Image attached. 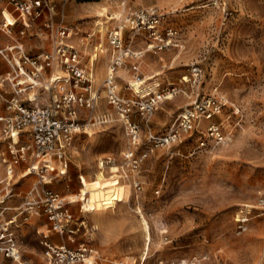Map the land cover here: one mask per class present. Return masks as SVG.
Masks as SVG:
<instances>
[{
    "label": "rangeland",
    "instance_id": "374dc122",
    "mask_svg": "<svg viewBox=\"0 0 264 264\" xmlns=\"http://www.w3.org/2000/svg\"><path fill=\"white\" fill-rule=\"evenodd\" d=\"M49 1L54 8L44 10L46 20L73 27V42L82 50L84 64L90 66L94 54L90 57L95 60L94 83L102 98L93 110H82L83 120L91 118L90 132L78 134L74 146L67 149L66 174L49 184L39 182L40 176L32 173L31 153L14 167L10 179L14 203L22 204L35 186L49 187L72 202L74 227L85 222L75 240L67 239L66 244L77 249L86 243L92 250L88 261L95 264H264V206L259 204L264 194V0ZM151 6L163 13L162 33L172 28L177 35L171 45L149 48L147 31L134 36L126 27V44L133 40L132 47L144 54L126 58L117 70L118 88L125 97L138 98L137 92L145 91L140 94L143 100L160 98L150 113L143 115L140 106L132 112L141 142L149 131L166 132L198 92L224 104L214 119H203L201 126L207 133L210 124H218L226 141L217 143L205 135L200 139L206 144L201 146L200 132H185L179 142L155 147L138 168L131 169L124 155L134 147L128 124L122 112L108 103L103 85L111 61L107 31L121 26L129 11ZM7 8L11 5L6 3L4 14L15 21ZM4 14L0 10V36L5 38L0 47L17 41L22 28L19 22L7 33ZM92 32L93 44L87 37ZM23 39L31 55L55 48L44 32L26 31ZM98 43L99 53H92ZM193 64L203 69L195 86L187 81ZM45 100L50 102L44 96L37 106ZM29 140V136L24 139ZM50 163L62 168L58 158ZM0 167L4 176L5 165ZM242 215L250 219L248 230L239 233L237 221ZM40 229L48 232L47 225ZM49 234L48 241L58 235ZM19 237L21 253L38 249L41 264H53L43 234L27 245L25 235ZM5 264L18 263L7 259Z\"/></svg>",
    "mask_w": 264,
    "mask_h": 264
},
{
    "label": "built area",
    "instance_id": "2783aa9c",
    "mask_svg": "<svg viewBox=\"0 0 264 264\" xmlns=\"http://www.w3.org/2000/svg\"><path fill=\"white\" fill-rule=\"evenodd\" d=\"M8 2L24 23L25 27L20 31L22 35L25 34L26 28L30 27L33 21L44 15L45 9L51 11L54 8L49 0H8ZM122 5H125V1ZM163 17V13L159 12L157 8L142 7L137 11L126 13L121 26L107 31L111 61L108 68L110 73L105 78L103 85L108 103L122 112L121 114L128 124V135L134 147H130L124 155L128 163L127 166L131 169L138 168L143 159L155 147L170 146L179 142L182 133L185 132H200L201 146L206 144L205 140L200 139L205 135L213 138L217 143L226 141L218 124H210L207 127V133H203L201 126L203 119H214L221 112L224 104L217 97H207L198 92L166 132L157 135L149 131L146 133L144 141L141 142L140 126L131 121L132 112L140 106L142 114H148L155 108L154 105L160 98L151 97L143 100L145 96H140V94H144L145 91H138V98L125 97L118 88V68L126 61V58H139L144 54L141 50H135L132 47L133 40L130 44H126L123 31L126 27H130L135 36L145 30L151 39L148 47L161 49L171 45L174 36L177 35L172 28L166 30V33H162L160 28ZM15 24H8L5 21L6 32L11 33ZM40 32L48 35L54 43L55 48L52 52L43 51L31 55L19 41L0 48V56L10 66L8 72L0 73V103L3 101L6 110L9 111L6 116L0 118V122H3L2 136L9 139L8 150L0 152V158L2 162L6 163L7 170L10 172L14 171V167L20 164L21 160L27 159L31 153L33 158L32 173L40 176L39 182L49 184L57 175L66 174L67 149L74 146L78 134L87 132L88 127L91 126L89 125L90 117L87 120L82 119V110L91 111L96 108L95 106L102 98V90L94 83V65L87 66L83 63L82 50L71 41L75 33L72 26L63 22L55 24L53 19H49L45 21ZM94 35V32L87 35L89 43H94ZM98 50H100V43L94 45V51ZM56 67L60 68L63 73H52L51 70ZM132 69L136 74L139 72L136 63L132 65ZM202 72L203 69L199 65L193 64L187 81L191 82L193 86L198 85ZM137 79L141 80L142 75H138ZM7 87L11 90L8 93L5 91ZM37 90L47 93L50 102L37 107L31 106L24 96L31 94L29 98L36 99L38 93L35 92ZM147 93L150 95V92ZM20 132L29 136L30 142L18 145L12 141ZM141 145H144V148L138 152L136 147ZM53 157L59 159L62 164L61 169L50 165ZM135 188H141L137 182ZM11 193L12 191L8 190L3 198H0V257L9 258L18 264H31L20 252L21 242L17 233L20 228V220L18 217L11 219L4 217V213L9 209L5 204V197ZM24 199L26 200L18 207V215H21L24 220L29 219L32 214L44 213L51 224L50 229L60 234L68 231L71 223L76 221V216L70 206L71 203L49 187L38 189L35 186ZM259 204L264 206V194L260 197ZM249 219L248 215L238 217L237 229L239 233L248 230ZM43 234V243L53 257V264H95L94 261H88L92 250L86 243H81L77 249H71L65 243L53 244L49 242L47 240L49 234Z\"/></svg>",
    "mask_w": 264,
    "mask_h": 264
},
{
    "label": "crops",
    "instance_id": "0c3cea01",
    "mask_svg": "<svg viewBox=\"0 0 264 264\" xmlns=\"http://www.w3.org/2000/svg\"><path fill=\"white\" fill-rule=\"evenodd\" d=\"M9 4L10 3L8 2V0H0V10H1V14L3 16L4 14V11L5 9H2L3 5L4 4ZM6 10H8L9 12H11V14L13 16H15V25H17V23L21 22L22 23V28L19 30V38H17V41H19L20 43H22L24 45V48L26 49V51L28 52L25 44H24V39L25 38V34H20V31L24 28L23 26V22H22V19H20V17L18 16V14L14 11V9L12 8H7ZM80 15H82L83 13H79ZM47 18V15H46V12L44 13V15L42 17H39L37 18L35 21L32 22V24L30 25V27L26 28L27 31H30V30H33V31H36V33H39L40 30L44 27V23ZM58 23V22H56ZM13 26V27H14ZM69 26V25H68ZM71 26V25H70ZM26 33V32H25ZM41 33V32H40ZM76 34V32H75ZM48 37V35H47ZM44 39V38H43ZM5 41V38L1 37L0 36V44H2L3 42ZM71 41H73V38H71ZM12 43H15V42H12ZM12 43H8L7 45L9 44H12ZM6 45V46H7ZM2 47H5V46H2ZM1 48V47H0ZM29 53V52H28ZM39 53V52H38ZM99 53V52H98ZM37 54V53H36ZM7 62L5 61V59L0 56V73H6L8 72L10 69H6L7 68ZM52 73H63L60 68L56 67L54 68V70H51ZM49 73L47 72V75ZM5 91L8 93L10 92L11 90H7V88H5ZM35 93H38V96L36 99H30L29 96L30 95H25L24 98L27 99V101L30 103V104H33V106H37L39 105L37 102L40 101L44 96L47 97V99L49 98V95L47 93H43V92H40V91H36ZM30 99V100H28ZM45 104L46 103V100L44 102H42L41 104ZM35 106V107H36ZM9 113L8 110H6V105L3 101H1L0 103V118L3 117V116H6L7 114ZM2 125H3V122L1 123L0 122V152H2L3 150H8V143H9V139H6L4 136H2V131H3V128H2ZM23 137V138H22ZM26 138V135L22 134L21 132L19 134H17L14 139L12 141H15L18 145H20V143H24V142H30L29 141H24V139ZM7 141V143L5 144L4 142ZM0 164H4L5 165V175L3 176L4 174V169H2L0 167V186L2 185V187H0V198H3V195L5 194L6 191L10 190L12 191L11 194L7 195L5 197L6 201H5V204L9 207V209L4 213V217L6 219H11L13 217H18V219L20 220V228L18 229L17 233L18 235L20 236V234L23 236L25 235V237H23V241L26 240L28 242H25L26 245L27 244H30L29 241H31L30 239L32 237H35L37 236V234H42L45 233V234H49L50 231H53L52 229H50V226L51 224L49 223L48 219H47V216L44 214V213H40V214H32L30 216L29 219L27 220H24L23 217L21 215H18V207L21 205V204H16L14 203L16 199H12V197L15 195V193L13 192V185L10 181V179H12V177L14 176V171L12 174H9L8 170H7V165L6 163L2 162V159L0 158ZM19 165V164H18ZM30 168H28L27 170H29ZM26 170V171H27ZM23 172V175L25 174V172ZM3 176V178H1ZM22 192V191H21ZM20 192V193H21ZM27 194V193H26ZM68 201V200H67ZM70 202V201H69ZM72 203V202H70ZM71 206V204H70ZM82 211V210H81ZM33 217H37V220H35V222L33 223H30V220L33 218ZM78 219V218H77ZM85 222V220H81L80 221V224L76 227H74V225H76L77 223V220L73 223H71L70 227H69V230L66 231L64 234H60V233H57L58 235H53L49 238V241L53 244H60V243H65L66 244V240L67 239H72V240H75V237L77 235V231L80 229L81 225ZM44 225H47L48 226V232H44L43 230L40 229L41 226H44ZM50 236V234H49ZM43 237H44V234H43ZM20 238V237H19ZM20 242H21V239H20ZM43 242V240H42ZM25 245V246H26ZM67 245V244H66ZM30 247V245H28V248ZM28 250H31V249H28ZM20 252H21V248H20ZM35 252L36 253H31L30 251H25L22 253V256L29 260L31 262V264H41V252L38 250V249H35ZM25 255V256H24ZM10 260L12 261L11 259L9 258H3V257H0V264L3 263L5 264L6 260ZM13 262V261H12ZM14 263V262H13ZM16 263V262H15Z\"/></svg>",
    "mask_w": 264,
    "mask_h": 264
},
{
    "label": "bare ground",
    "instance_id": "6f19581e",
    "mask_svg": "<svg viewBox=\"0 0 264 264\" xmlns=\"http://www.w3.org/2000/svg\"><path fill=\"white\" fill-rule=\"evenodd\" d=\"M4 20L8 23V24H12V23H15L16 21H12V20H10V18H9V15L8 14H4ZM97 24H101V22H96V25ZM100 31H102V35L104 34V28H103V30H102V28H100ZM104 47V46H103ZM100 49H101V44H100ZM103 52V51H102ZM92 53H98L97 51L96 52H92ZM91 55H94V54H90V57H91ZM90 57H89V62H88V64L90 65V64H92V65H94V63H95V60L93 59V58H91L90 59ZM108 68H109V65H108ZM108 68H107V71H108ZM108 73H110L109 71H108ZM171 97V96H170ZM95 123H96V121L95 120H93V124L92 125H95ZM90 130V129H89ZM88 130V132H90ZM13 173V171H10L9 172V174H12Z\"/></svg>",
    "mask_w": 264,
    "mask_h": 264
},
{
    "label": "trees",
    "instance_id": "16d2710c",
    "mask_svg": "<svg viewBox=\"0 0 264 264\" xmlns=\"http://www.w3.org/2000/svg\"><path fill=\"white\" fill-rule=\"evenodd\" d=\"M79 1H86V2H88V1H97V0H79Z\"/></svg>",
    "mask_w": 264,
    "mask_h": 264
}]
</instances>
